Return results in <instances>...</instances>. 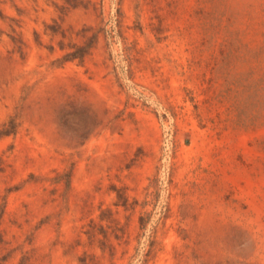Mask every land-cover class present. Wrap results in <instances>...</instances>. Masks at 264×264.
Masks as SVG:
<instances>
[{
  "label": "rangeland",
  "instance_id": "374dc122",
  "mask_svg": "<svg viewBox=\"0 0 264 264\" xmlns=\"http://www.w3.org/2000/svg\"><path fill=\"white\" fill-rule=\"evenodd\" d=\"M0 264H264V0H0Z\"/></svg>",
  "mask_w": 264,
  "mask_h": 264
},
{
  "label": "trees",
  "instance_id": "16d2710c",
  "mask_svg": "<svg viewBox=\"0 0 264 264\" xmlns=\"http://www.w3.org/2000/svg\"><path fill=\"white\" fill-rule=\"evenodd\" d=\"M70 6L76 8L79 5L70 3ZM95 38H96V34L90 38L91 45H87L86 47H77V50L75 52L67 54L65 56V61L75 60V59H80L81 61L84 60L85 56L88 54L89 51L88 47L91 48L93 46L92 44H94Z\"/></svg>",
  "mask_w": 264,
  "mask_h": 264
}]
</instances>
